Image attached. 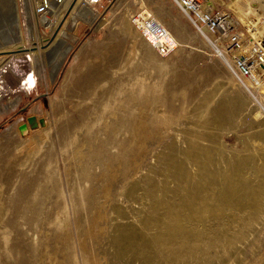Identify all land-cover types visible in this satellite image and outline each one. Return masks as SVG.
<instances>
[{"label": "rangeland", "instance_id": "1", "mask_svg": "<svg viewBox=\"0 0 264 264\" xmlns=\"http://www.w3.org/2000/svg\"><path fill=\"white\" fill-rule=\"evenodd\" d=\"M2 1L1 13L8 14L7 20L9 21L7 22H10L12 21L10 18V0ZM116 1L104 0L98 6L89 3L87 7H81L77 22L73 19L68 21L67 27L62 33L61 41L64 43L73 40V46L68 51L55 81L51 80L52 64L44 63L42 55L39 57L42 61L41 70L35 66V57L28 56V54L27 57L17 58V60L14 58L16 61H13V65L11 64L10 67H8V64L11 62L8 59L9 63L6 60V63L4 62L0 66L1 71L4 68L3 74L0 73V161L2 163V165L0 163V198L5 199V202L7 204L9 202L10 205L6 204L9 206V210L6 217L4 216L6 218H4V222L10 226L14 225L16 229L9 244L11 252L14 253V258L17 256V252L19 253L15 260L12 258V260H6L5 263L24 264L28 261L26 264H84L83 255L84 248H86L91 250L90 252L97 260L99 259L96 264H264V203L263 206L256 204L258 202L254 203L253 206L256 209L244 208L242 202L237 203L238 198H233L228 194L225 195V186L219 185L216 186L217 190L220 191L216 211H211L212 213L208 211L192 212L187 203L188 197L185 192L188 184L186 172L189 166L192 167L203 160L202 157L207 155L205 154L206 151L211 152V160L220 162V168L230 169L236 178L240 177L238 169H242V172L244 170L251 181L263 177L260 181L264 186V161H262L264 160V143L262 144L264 142V113L258 117L254 115L259 108H263L264 111V94H262V98L259 90L247 85L243 79L244 77L231 67L232 73L239 82V91H231L232 86L227 85L225 81L217 82L215 85L210 86L213 88L205 90L206 93H212L206 97L208 99L212 95V98L209 97L211 102L207 106V115L197 116L196 105L201 99L200 96L191 106V116L179 120L178 124L170 129V132H156L152 136L145 137L146 139L144 138L141 141L142 145L140 147L137 145L134 150L127 153L124 162H122L123 165L115 162L113 167L105 171L106 175H102L100 172L95 173L96 195L100 196L102 193L96 203L94 213L96 214L99 211L96 215L94 213L90 215L85 210L74 213L71 209V192L69 188L75 166H70L71 168L68 166L67 169L64 158L59 153L60 180L67 198L66 204L70 210L68 229L71 243L76 249L78 263H74L70 256V250H68L66 244L65 230L56 228L55 225L52 209L57 200L55 192L48 189L47 194L49 196H45V199L43 198L40 203L34 205L33 214L40 217L27 220L26 225H19V227L14 224L20 222L19 216L21 215V209L18 206L20 202L18 201L21 200L22 194L20 193V196L18 191L26 190L25 187H28V190L33 189L32 180L25 178L30 176L33 179L38 177L39 174L35 172L34 166L29 168L28 173L23 170L21 161L17 162V159H23L24 157L21 152L19 154L15 153L11 162L8 161L5 155L14 150L12 147H16L14 144L19 141V136L29 135L30 130H32L31 133H38L45 124H51L57 130L55 122L60 117V110L73 111V105L77 103V101L73 103L74 98L76 99L75 95L84 90V87L80 86L84 84L85 71L90 67V56L93 57L96 64L105 61L103 64L105 66L107 62H115L116 58L122 56L129 48L130 40L126 37L121 25L124 9L114 8ZM158 3L161 6L170 8L169 11L176 15L191 31L196 32L198 28L214 40L220 38L219 34L216 35L209 30L200 28L196 22L193 23L192 19L173 1L156 0L154 2V4ZM23 4L24 1L19 0L22 23L20 32L25 38V43L28 44L32 34L42 37L48 29L43 24L41 17L34 19L33 12L30 9L31 20L35 22L32 32L26 24L28 20ZM82 12L87 14L82 17ZM167 18V21L173 19L170 16ZM153 21L156 22V20ZM234 29V27H228L232 37L235 34ZM219 41L221 43V40ZM84 45L86 47L82 50ZM230 45L232 46L233 43ZM230 45L228 46L229 50ZM186 47L185 45L179 51L181 53L184 50L181 54H178V57L182 56L183 59L180 58V60H183V62L188 57L189 63L186 60V65L193 63L191 66L194 65L192 66L194 69L192 67L189 69L193 76L188 75L189 70L183 72L181 68L175 67H170L167 70L169 75L165 72L162 75V72L157 68L158 71L154 70L157 66H151V64L147 66V69L148 67L151 68L146 73L153 69L157 73L151 70V75L153 73L156 74V77L158 73L162 75V77H160L161 75L158 76V78L160 77L159 80L165 78V82L167 80L172 87L175 85L176 87H182V85L188 86L190 84L189 86L195 89H192V91L196 93L202 87L209 86L210 79L217 75L218 71L210 61L211 57L208 55V49L201 53L200 60L197 59V62H193V59L187 54ZM195 51L197 56L198 51ZM7 54H12L13 57L15 53ZM237 54L243 53L239 52ZM250 56L256 61L255 63L259 62L260 57L257 54L250 53L246 55V57ZM198 64H201V68L210 72L207 73L204 70V72L199 73L195 68V65L199 66ZM100 67L101 65L95 69ZM193 70L198 72L196 74L199 75L198 78L200 77L199 79L203 83L201 81L195 83V80L199 79ZM176 71L179 72L180 76L176 74ZM171 73L174 74L171 75ZM166 75L169 78L173 76L174 82L172 78L169 79ZM174 75L182 82L176 80L177 77L175 78ZM194 75L196 76L194 77ZM206 75L209 76V79ZM148 76L150 77V74ZM152 76L154 77V75ZM188 76L190 77L188 78ZM153 77L152 79L156 78ZM187 78L188 82L185 80ZM248 80L257 85V80ZM217 86L219 87L217 88ZM217 89L219 92H217ZM215 93L217 94L215 95ZM170 95L171 93L168 95L169 98L172 96ZM54 97H57L56 100H60V105H52ZM30 116H34L36 119L37 125L34 127L29 122ZM22 124L27 126L26 133H22L20 130ZM29 128L31 129L29 130ZM189 129L192 135H190ZM260 134L263 137H260ZM252 136L261 143L255 141L254 138L252 139ZM210 138L211 140H209ZM9 148H11V151ZM214 152L215 156L213 155ZM246 153L251 157L254 154L253 160L249 161L252 164L249 163L251 167L248 171L244 166V160H240L241 156ZM230 156H234L233 159ZM240 165L242 167L238 168ZM262 169L263 172H260ZM23 184H26V186ZM105 190L108 191L107 198L103 196ZM16 195L19 197L17 198ZM13 197L14 200H12ZM8 199L12 202L15 201L14 209L11 207L13 203ZM15 206H18V208ZM99 213H101L100 216H98ZM96 217L97 219H95ZM170 222L177 223L178 226L173 232L167 228ZM88 227L91 228L92 234H87ZM85 229L87 230L85 231ZM4 250L3 245L0 244V258L6 257ZM25 258H29V260Z\"/></svg>", "mask_w": 264, "mask_h": 264}, {"label": "bare ground", "instance_id": "2", "mask_svg": "<svg viewBox=\"0 0 264 264\" xmlns=\"http://www.w3.org/2000/svg\"><path fill=\"white\" fill-rule=\"evenodd\" d=\"M48 1L50 3L49 16H41V20L47 27L48 31L44 36H42L43 38L36 34H32L28 44L25 43V38L20 32V26H22V23L20 19L19 0H10V18L12 20L10 22H7L9 21L7 20L9 15L1 13L2 9H0V66L8 59L11 63H9L7 60L9 63V66H7L10 67L13 61H16L17 58L27 57L28 54V56L35 57V66L39 70L42 69V61L44 63L47 62L48 64L51 63L53 67L51 80L55 81L68 51L73 46V40L66 41L64 43L61 41L62 33L66 29L65 27H67L68 21L70 19H73L75 22L78 21V13L81 11V7H87L89 3L94 4V0ZM155 1L156 0L116 1L114 8L124 9V13L121 17V25L126 37L130 40L129 48L122 54V56L116 58L115 62L108 63L106 60L107 64L105 66L103 65L105 61H101L96 64L93 57L90 56V67L89 69H86L83 78L84 84L80 86L84 87V90L75 95L76 99L73 97V103L77 101V103L73 105V111H65V109L60 110V117L57 118L55 122L57 130H55L54 126L51 124H45V126H43V128L39 130L38 133H31L32 130L29 128V135L19 136V141L17 144H14L16 147H12L14 150L10 153L8 152V154L5 155L8 161L11 162V160L14 158V154H19L21 152L22 156L24 155V157L23 159H17V162L21 161L20 163L23 166V170L27 171L28 173L29 168L34 166L35 172H38L39 174L38 177L33 179L30 176L25 178L27 180H32V183L34 184L33 189L30 188L28 190V187H25L26 190L21 188L23 191H18L19 195L20 193L22 194L21 200H17L20 202L18 206H20L19 208L21 209V215L19 216L20 222L14 224L19 227V225H26L27 220H33L40 217L33 214L34 205L40 203L45 196H49L47 194L48 189L51 192H55L57 194V200L55 201L52 208L55 218V225L56 228H63L65 230L67 248L70 250L69 253L74 263H78V260L75 252L76 249H74V246L70 240L68 229V214L70 210L66 204L67 198L65 197L64 188L60 180L61 173L58 164L59 153H61V156L64 158L66 168L68 166H75V170L73 172L74 175L71 179L72 181L69 188L71 192V209L74 213H77L80 210H85L88 214L92 215L95 212L98 197L102 195L101 193V195L98 196V194L96 195L97 192H95L97 187L95 186L96 172L106 175L105 171H107L108 168L113 167L115 162L121 165L122 162H124V157H126L127 153L131 150H134L137 145L140 147L142 145L141 141L144 140L145 137L152 136L156 134V132H170V129L175 124H178L179 120L191 116V106L200 96L201 99L196 105V109L198 110L197 116L203 117L207 115V106L211 102L209 97L212 95L209 96L208 99L206 97L212 93H206L205 90L213 88L210 86L215 85L217 82L225 81L227 85L229 84L232 86L230 88L231 91H239V82L231 70L233 66L236 68L232 55L236 56L238 55L237 53L241 52L244 56L249 55L250 53H255L260 57L259 62H257L258 67L255 70L257 85L245 77L243 79L247 85L255 89L257 88L261 94V97L263 98L264 0H204L202 3V8L205 11L215 12L218 10L216 8L223 9L222 14L224 16V26L226 30H223L218 40L212 39L211 36L201 29L197 28L196 32L191 31L181 22V20L176 17V15H173L172 12L169 11L170 8L161 6L159 3L154 4ZM171 1L176 3L175 0ZM134 5H136L138 8L134 7ZM0 6L3 7L2 0H0ZM23 6L28 20V22H26L27 27L32 31L35 22L31 20L30 8L27 7L26 1H24ZM136 9L139 10L137 11ZM86 14V12H82V17ZM168 16L173 17V19L167 21ZM188 16L190 19H192L190 15ZM153 20H156V22ZM192 22L194 23L195 21L192 19ZM229 26L235 28V34L233 37L230 36L228 30ZM51 36L52 38L50 39ZM219 40H221L222 44ZM232 43V46L234 47L232 52L233 54H231L229 52L230 50L228 49V46ZM185 45L187 46V49H185L188 50L187 54H189L188 56L193 59V62H197V59L200 60L201 53L208 49V55L211 57L210 61H212L213 65L218 71L217 75L213 76L212 78L210 77V85H205L206 87H202L201 89L199 87L200 90L197 93L192 91L193 88L192 86H189V83V87L183 85L182 87L180 85V87H176V85L172 87V85H169L167 80L165 82V78H161L159 80L162 75L168 73L167 70L170 67H175L178 69L181 68L183 72H187V70L194 66H191L193 63L186 65L188 62L187 59H189L187 56H185L187 57V62H185V59L184 62L183 60H180L182 56L180 58L178 57V54L180 53L179 51H181ZM85 47L86 46L84 45L82 50ZM195 50L198 51L197 56L195 55ZM19 51L22 52L18 53ZM11 52L15 53L13 54V57L11 56L12 54H7ZM40 55H42V61L39 58ZM14 58L16 60H14ZM150 64L151 66H157L155 68L153 67L154 70L157 68L162 72V75L158 73V76L161 75L159 78L158 76L156 77V74H154L156 71L154 72L153 69H151L154 72L152 75H154L156 78L151 75V70L149 73H146V71H149L148 69L151 68L148 67L147 69V66H150ZM100 65V68L95 69ZM200 65H195V68H197L199 73L204 72L205 70L201 68ZM2 70L4 71V68ZM3 71L0 70V73L3 74ZM189 71L190 73L188 75H192L193 73L191 74V70ZM195 71V74L198 73ZM209 72L207 71V73ZM174 73H171V75ZM178 73L176 71V74ZM147 74H150V77ZM196 75H194V77ZM151 76L154 79H152ZM198 76L199 75H197V78ZM167 77L169 78V76ZM189 77L190 76H188V78ZM208 77L209 76H207V78ZM188 78L185 79L187 82ZM176 80L180 81L178 77ZM195 81L197 84V81L201 80L199 79ZM180 82H182V80ZM183 83L185 82L183 81ZM218 87L219 86H217V88ZM221 88L223 87L221 86ZM217 92H219V90ZM170 93L172 95H170L171 98L168 96ZM216 94L217 93H215V95ZM56 98L57 97H54L52 100V105H60V100H56ZM263 113V108H259L254 115L258 117ZM204 122L206 123V121ZM21 126V132L26 133L22 131ZM55 131L56 133H54ZM15 133L18 134L17 131H15ZM190 135H192V133ZM261 136L263 137L262 134H260V137ZM253 138L255 140V137L252 136V139ZM209 140H211V138ZM255 141L261 143V141ZM263 143L264 142H262V144ZM10 149L11 148H9V150ZM247 153L242 155L240 158V160H244V166L247 169L246 171L250 169L251 166L249 163L252 164V162L249 161H252L254 156L253 154L251 157ZM205 154V157H202L203 160L199 161V163L193 165L192 167L189 166L186 172L188 184L186 186L185 192L186 196L188 197L187 203L189 204L190 211H208L209 213L215 212L218 208L217 198L218 196L220 197V191L217 190L216 186L219 185L225 186V195L228 194L233 198H238L239 200H236L237 203L242 202V206L244 208L248 207V209H256L253 206L256 202H258L256 204L263 206L264 186L260 181L263 177L256 178L257 180L254 181L252 179L251 181L247 177L244 170L242 172V169H238L240 177L236 178L235 175L233 176V172L230 169L227 170L224 167L220 168V162L216 160V162H214L211 160V152L206 151ZM213 155L215 156V152ZM233 157L234 156H230L232 159ZM239 167L242 166L240 165L238 168ZM260 172H263V169ZM23 185L26 186V184ZM103 196L107 198V190L103 191ZM18 197L19 196H17V198ZM12 200H14V197ZM12 200L10 201L12 202ZM14 202H12L13 205L11 204V207L15 205ZM6 204L7 203L5 202V199L0 198V244L3 245L6 254L5 258L1 256L2 258H0V264H6V260H12V258H14V253L11 252L12 250L9 244L11 239H13L12 234H14V230L16 229L14 225L10 226L4 222V218L6 217V214L9 210L8 207L10 206L9 202L7 204L9 206ZM18 206L15 207L18 208ZM100 215L101 213H99L98 216ZM97 217L95 219H97ZM90 227H88V230L85 229V231L87 230V234L91 233V228L95 229ZM167 228L173 232L178 228V226L177 223L170 222ZM22 235L24 238L23 233ZM84 249V264H96L99 259L97 260L95 258V256L90 252L91 250L86 248ZM18 254L19 253L17 252V256H19ZM17 256H15V258ZM25 259L29 260V258ZM27 262L28 261H26V263Z\"/></svg>", "mask_w": 264, "mask_h": 264}, {"label": "built area", "instance_id": "3", "mask_svg": "<svg viewBox=\"0 0 264 264\" xmlns=\"http://www.w3.org/2000/svg\"><path fill=\"white\" fill-rule=\"evenodd\" d=\"M27 2V7H29L33 12L34 19L40 18L41 16H49L50 3L48 0H24ZM104 0H94L96 6L102 4ZM204 0H175L177 6L191 16V18L203 29L214 32L216 35H221L224 26V16L222 14L223 9H218L215 12H208L202 8V3ZM23 2V1H22ZM218 35V36H219ZM233 46L230 48V53L233 52ZM235 71H237L242 77L256 81L255 70L258 67V63L253 60V57H246L243 54L233 56Z\"/></svg>", "mask_w": 264, "mask_h": 264}, {"label": "water", "instance_id": "4", "mask_svg": "<svg viewBox=\"0 0 264 264\" xmlns=\"http://www.w3.org/2000/svg\"><path fill=\"white\" fill-rule=\"evenodd\" d=\"M29 122L31 123V125H32L33 127L37 125V124H36V119H35L34 116H30V117H29ZM26 128H27L26 124H23V125L21 126V129H22L23 132H26Z\"/></svg>", "mask_w": 264, "mask_h": 264}]
</instances>
